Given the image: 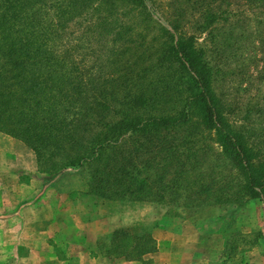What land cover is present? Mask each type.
<instances>
[{
  "label": "trees",
  "instance_id": "obj_1",
  "mask_svg": "<svg viewBox=\"0 0 264 264\" xmlns=\"http://www.w3.org/2000/svg\"><path fill=\"white\" fill-rule=\"evenodd\" d=\"M226 1L195 0L197 30L223 18L215 8ZM156 3L0 0V132L31 148L47 175L86 171L88 194L99 198L264 201V152L228 120L195 35ZM209 140L242 179L229 195L205 172ZM177 184L185 192H173ZM157 249L139 226L99 243L103 255L127 260Z\"/></svg>",
  "mask_w": 264,
  "mask_h": 264
},
{
  "label": "rangeland",
  "instance_id": "obj_2",
  "mask_svg": "<svg viewBox=\"0 0 264 264\" xmlns=\"http://www.w3.org/2000/svg\"><path fill=\"white\" fill-rule=\"evenodd\" d=\"M155 1L167 22L195 35L196 44L208 55L212 84L228 120L254 150L264 152V0H227L215 8L217 15L224 11L223 18L205 19V28L201 25L199 30L195 0ZM70 26L78 29L75 22ZM94 48L98 49L95 44ZM91 58L97 65L105 61L100 52ZM4 134L0 132L1 145L10 138ZM208 145L212 152L204 171L229 195L242 179L221 147L212 140ZM32 159L35 163L34 153ZM16 161L0 152V264H82L88 254L101 255L99 264H264L260 198L236 202L217 193L218 198L200 200L103 199L84 191L89 178L82 169H68L53 180L35 170L33 163L31 175L22 173L23 162ZM23 161L29 165L26 155ZM51 181L56 187L41 195L42 184ZM174 191L185 192L178 184ZM131 226L149 231L157 251L141 260L98 253L99 243L108 242L116 229Z\"/></svg>",
  "mask_w": 264,
  "mask_h": 264
},
{
  "label": "crops",
  "instance_id": "obj_3",
  "mask_svg": "<svg viewBox=\"0 0 264 264\" xmlns=\"http://www.w3.org/2000/svg\"><path fill=\"white\" fill-rule=\"evenodd\" d=\"M5 135V134H4ZM6 136L10 137L9 139H3L4 140V145H1L0 144V152L3 151V154L6 158L8 159H17L16 162H23L22 163V173H26V174H29V170H31L32 168V163H33V159H32V154L34 153L33 150L31 148H29L25 143H23L21 140L19 139H16V138H13L9 135L6 134ZM4 138H7V137H4ZM13 145H15L17 147V151H15V149L13 148ZM26 155L27 158H28V163L29 165H25L24 161H23V156ZM34 157H35V163H33L34 167H35V170H37L39 173L41 172L39 170V167H38V163H37V159H36V156H35V153H34ZM7 166L9 164H6ZM29 166V167H28ZM10 168V167H8ZM71 169V168H70ZM68 170V169H67ZM65 170V171H67ZM64 172V171H63ZM62 172V173H63ZM42 173V172H41ZM40 173V174H41ZM62 173L60 174H56V175H47L45 173H42L43 175L45 174L46 176H50L51 178H53V180L57 179L58 176H60ZM24 175V174H23ZM31 175V174H29ZM49 178V177H48ZM52 180V179H51ZM51 184L50 185H47L46 183H43L42 184V191L40 192V194L42 195L47 189L49 188H55L56 187V184H54L52 181L50 182ZM85 192L88 193V190L85 189L84 190ZM91 195V194H89ZM39 196V195H38ZM38 196L36 197V199H33V200H30L28 202H25L24 205L27 203H31L35 200L38 199ZM93 196V195H92ZM3 206V205H2ZM1 206V207H2ZM8 208H15L14 206H9L8 205ZM83 253H89V252H83ZM98 253H101L100 251ZM89 257H87L88 259H86V261L83 260V263L82 264H85V262H88L89 264H99V262H102V256L98 255V256H90L88 254ZM130 264H138V261H128Z\"/></svg>",
  "mask_w": 264,
  "mask_h": 264
}]
</instances>
